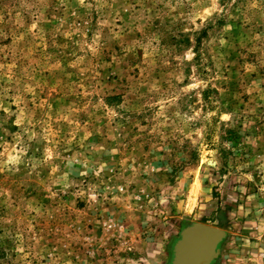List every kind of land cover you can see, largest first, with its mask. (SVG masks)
Segmentation results:
<instances>
[{
    "label": "rangeland",
    "instance_id": "1",
    "mask_svg": "<svg viewBox=\"0 0 264 264\" xmlns=\"http://www.w3.org/2000/svg\"><path fill=\"white\" fill-rule=\"evenodd\" d=\"M178 183L167 264H264V0H0V264H144Z\"/></svg>",
    "mask_w": 264,
    "mask_h": 264
},
{
    "label": "crops",
    "instance_id": "2",
    "mask_svg": "<svg viewBox=\"0 0 264 264\" xmlns=\"http://www.w3.org/2000/svg\"><path fill=\"white\" fill-rule=\"evenodd\" d=\"M181 183L175 184L167 191H163L166 194V198L170 200L176 201L175 205L172 208L175 212H173L170 216L166 218L169 219V225L159 224L155 228L148 227L143 222H146L148 215L141 216L138 213V217L134 218V221L131 220L124 226L127 229H124L126 235L130 237V245L131 248H138L139 252H133L134 256L139 255L140 261L144 264H167V261L171 254V248L174 241L177 239V234L180 231V228L174 226L178 222V225L184 226L189 222L188 218L185 217L184 223L179 222L178 218H183L182 216H178V214L183 215L186 214L187 217H190L192 213L187 205H185V209L183 210L182 204L179 202L180 193L184 189V185H180ZM192 189L190 190V192ZM189 198V197H188ZM191 198V197H190ZM189 203V201L187 202ZM192 204V203H190ZM144 214V213H143ZM160 222V221H159ZM129 244V243H128Z\"/></svg>",
    "mask_w": 264,
    "mask_h": 264
},
{
    "label": "water",
    "instance_id": "3",
    "mask_svg": "<svg viewBox=\"0 0 264 264\" xmlns=\"http://www.w3.org/2000/svg\"><path fill=\"white\" fill-rule=\"evenodd\" d=\"M221 236L220 230L202 224L183 229L180 240L173 247L171 264H187L189 260L190 263L209 264L218 254L216 246Z\"/></svg>",
    "mask_w": 264,
    "mask_h": 264
},
{
    "label": "bare ground",
    "instance_id": "4",
    "mask_svg": "<svg viewBox=\"0 0 264 264\" xmlns=\"http://www.w3.org/2000/svg\"><path fill=\"white\" fill-rule=\"evenodd\" d=\"M189 259H191V258H190V257H188V260H189ZM189 261H190V260H189ZM189 261H188V262H186V263H187V264H198V263H197V261H194V262H191V263H190Z\"/></svg>",
    "mask_w": 264,
    "mask_h": 264
}]
</instances>
